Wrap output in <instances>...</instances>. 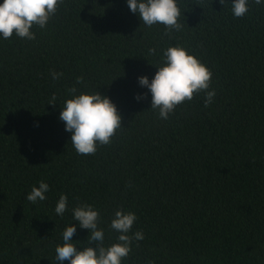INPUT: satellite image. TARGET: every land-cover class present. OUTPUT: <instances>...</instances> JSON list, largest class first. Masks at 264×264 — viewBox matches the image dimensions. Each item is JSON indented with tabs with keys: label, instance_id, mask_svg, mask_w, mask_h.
Masks as SVG:
<instances>
[{
	"label": "trees",
	"instance_id": "trees-1",
	"mask_svg": "<svg viewBox=\"0 0 264 264\" xmlns=\"http://www.w3.org/2000/svg\"><path fill=\"white\" fill-rule=\"evenodd\" d=\"M179 7L183 28L165 35L125 0H63L35 40L0 41V264H55L76 223L54 212L62 193L69 207L100 210L106 243L114 211L136 213L133 231L145 238L123 264H264V6L242 18L230 0ZM175 44L211 69L216 96L205 107L194 95L162 120L137 77L151 80ZM80 76V91L97 89L121 115L111 143L91 155L76 153L59 119ZM138 93L147 95L138 102ZM41 180L50 191L33 204L26 196ZM88 234L78 227L73 240Z\"/></svg>",
	"mask_w": 264,
	"mask_h": 264
},
{
	"label": "clouds",
	"instance_id": "clouds-1",
	"mask_svg": "<svg viewBox=\"0 0 264 264\" xmlns=\"http://www.w3.org/2000/svg\"><path fill=\"white\" fill-rule=\"evenodd\" d=\"M63 0H0V41L13 36L35 40V27L44 29L55 15ZM129 10L136 14L146 27L163 25L164 34L181 31L183 24L179 0H125ZM225 0H220L223 4ZM231 12L236 18L244 17L255 4L264 6V0H230ZM155 52V49L152 50ZM157 71L149 80L147 75L137 77L138 84L151 94V109L158 112L162 120L169 119L178 105L191 101L194 95L204 93V106L214 102L216 89L212 87L211 69L181 44L170 45L161 50ZM154 65V64H153ZM63 76L62 72H51L53 80ZM84 78L76 77V84L67 89L68 98L63 102L59 119L65 131L71 133L70 141L78 155L95 154L100 146L111 143L112 137L121 129V115L116 104L97 91H80L76 85ZM146 93H138L139 102ZM53 95L48 104L55 105ZM50 185L41 180L33 185L26 199L35 204L47 199ZM72 214L71 223L62 232V243L55 247V264H123L129 256L134 242L143 240L142 230L133 231L138 217L135 212L117 208L108 225L116 233L115 241L106 243V231L101 226L100 210L90 203L69 207L66 194H60L54 212L63 216ZM89 230L86 241L73 240L77 228ZM80 245V247H78ZM149 264H152L149 261Z\"/></svg>",
	"mask_w": 264,
	"mask_h": 264
}]
</instances>
